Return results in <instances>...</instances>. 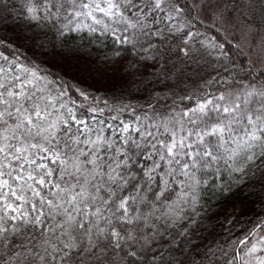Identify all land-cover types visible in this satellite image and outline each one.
I'll list each match as a JSON object with an SVG mask.
<instances>
[{"label":"snow or ice","instance_id":"6c2138e0","mask_svg":"<svg viewBox=\"0 0 264 264\" xmlns=\"http://www.w3.org/2000/svg\"><path fill=\"white\" fill-rule=\"evenodd\" d=\"M9 5L0 0V25ZM185 5L22 0L18 15L59 35H110L155 69L165 47L192 51ZM208 6L264 55V0ZM251 68L213 76L179 103L153 92L143 105L96 99L81 113L69 88L0 51V264H264V220L224 244L193 242L209 177L223 168L242 182L264 167V69Z\"/></svg>","mask_w":264,"mask_h":264},{"label":"trees","instance_id":"16d2710c","mask_svg":"<svg viewBox=\"0 0 264 264\" xmlns=\"http://www.w3.org/2000/svg\"><path fill=\"white\" fill-rule=\"evenodd\" d=\"M21 4L22 0H15L14 7L9 5L10 22L0 25V40L4 41L0 51L11 57L19 56L21 62L38 67L50 79L69 88L73 99L82 105L78 109L81 113L96 99L100 106L104 101L110 106L143 105L151 101L153 92L165 96L169 105L173 99L179 103L180 97L202 89L213 76L232 73L244 76L240 68L247 69L251 64L218 22L210 24L200 19L191 0H186L182 21L188 24L185 31L198 33L187 46L192 50L190 55L183 56L176 45L173 51L165 47L162 49L165 55L157 56L155 69L152 61L139 59L130 46L115 43L110 35L86 31L59 35L52 24L29 22L18 15ZM177 43L185 47L181 41ZM210 43L223 44L224 49L207 47ZM253 51L264 61L258 48L253 47ZM251 65L253 73L264 69ZM77 89L92 99L83 100ZM234 177L235 174L222 168L201 188L194 243L224 244L242 238L257 221L264 220V167L250 169L242 182Z\"/></svg>","mask_w":264,"mask_h":264},{"label":"rangeland","instance_id":"374dc122","mask_svg":"<svg viewBox=\"0 0 264 264\" xmlns=\"http://www.w3.org/2000/svg\"><path fill=\"white\" fill-rule=\"evenodd\" d=\"M194 3L196 11L200 19L206 23H214L215 20L213 16L212 9L208 6L209 0H191ZM219 26L222 27V31L229 38V40L239 45V48L244 52V54L248 57V60L253 64L256 68L262 67L264 68V61L258 57L257 54L253 51V45L255 44V39L252 41V44H249L248 41L242 37L241 32L237 29L233 28L231 25H226L222 23H218ZM226 37V38H227Z\"/></svg>","mask_w":264,"mask_h":264}]
</instances>
